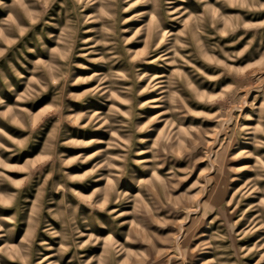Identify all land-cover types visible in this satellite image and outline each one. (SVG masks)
Listing matches in <instances>:
<instances>
[{"label": "rangeland", "instance_id": "rangeland-1", "mask_svg": "<svg viewBox=\"0 0 264 264\" xmlns=\"http://www.w3.org/2000/svg\"><path fill=\"white\" fill-rule=\"evenodd\" d=\"M0 264H264V0H0Z\"/></svg>", "mask_w": 264, "mask_h": 264}, {"label": "bare ground", "instance_id": "bare-ground-1", "mask_svg": "<svg viewBox=\"0 0 264 264\" xmlns=\"http://www.w3.org/2000/svg\"><path fill=\"white\" fill-rule=\"evenodd\" d=\"M148 15V14H147ZM151 19L154 18L152 14L148 15ZM155 23L150 24L149 26L147 25L146 27L141 28L143 31V38L142 40H144V44L148 47H153V48H162V50H160L159 55H164L166 53V47L164 46V41L166 40L165 38L163 39V33L164 31H166L165 28H161L160 24L157 22V19L154 18ZM153 21V19H152ZM158 50V51H159ZM134 63H132L133 65ZM152 88L155 87V90H158L159 86L157 83L153 82L150 85ZM159 98H152V101H158Z\"/></svg>", "mask_w": 264, "mask_h": 264}]
</instances>
